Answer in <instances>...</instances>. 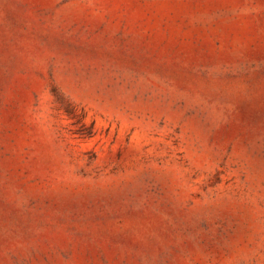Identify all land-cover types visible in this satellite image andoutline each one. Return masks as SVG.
<instances>
[{
	"label": "rangeland",
	"instance_id": "obj_1",
	"mask_svg": "<svg viewBox=\"0 0 264 264\" xmlns=\"http://www.w3.org/2000/svg\"><path fill=\"white\" fill-rule=\"evenodd\" d=\"M0 264H264V0H0Z\"/></svg>",
	"mask_w": 264,
	"mask_h": 264
}]
</instances>
